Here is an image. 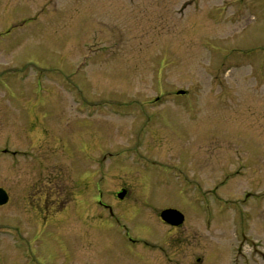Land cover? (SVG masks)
<instances>
[{"label": "rangeland", "instance_id": "obj_1", "mask_svg": "<svg viewBox=\"0 0 264 264\" xmlns=\"http://www.w3.org/2000/svg\"><path fill=\"white\" fill-rule=\"evenodd\" d=\"M263 6L0 0V264H264Z\"/></svg>", "mask_w": 264, "mask_h": 264}, {"label": "flooded vegetation", "instance_id": "obj_2", "mask_svg": "<svg viewBox=\"0 0 264 264\" xmlns=\"http://www.w3.org/2000/svg\"><path fill=\"white\" fill-rule=\"evenodd\" d=\"M263 8H264V6H263ZM260 10H263V11H260L259 13L257 11L256 14H258L259 16H261V17L264 18V9H260ZM29 21H30L29 19H22L21 23L22 24H26ZM16 28H17V25L16 26H13L12 25L10 27H7L3 31V33L0 32V39H1L2 36H8V35H11L12 36V33L11 32L14 31ZM260 30H262V31H260ZM259 34L261 35V38H260L261 42H264V28H263V26L260 27ZM11 36H9V37H11ZM43 99H47V98L46 97H43ZM35 104L36 103H33V105H35ZM43 116H44V114L41 115V118H38L37 115H34V117H30V115L28 113L26 114V117H27V119L29 121L28 126H29V130L30 131H33V132L42 131V128H40V127L43 126V123L41 122V119L43 118ZM37 137H38L37 134L33 135V138H35L36 141H38ZM122 188L123 187H120V189H122ZM120 189H118V191ZM6 192H7V195H8L7 202L4 203V204H1L0 207L6 206L7 203L12 199V195H10L7 190H6ZM28 196L29 195H23V198H26ZM123 199H125V196L121 200H123ZM81 202L82 201L79 199L78 200V203H81ZM76 204H77V202H76ZM83 205H85V204H83ZM94 205H95L94 206L95 207V210H97L99 212L98 214L93 215V219L95 221V227H96V225L98 226V227H96L97 230H101V227L100 226L102 224L101 225L100 224H97V221H102V217H103L102 216V213L103 212L104 213H107L108 215H110L111 216V219H112L111 221H113V223L115 222L114 224L117 225V226H119V231H118V236L119 237H118L117 245H122L123 247H126L124 244H125V240L127 239L128 240L127 246L129 245L128 246L129 247V250L134 255H141V252L139 251L141 248L145 251L147 249V247L149 248L150 246H152V243H150L146 239L135 238L134 236H132V235H130L128 233V231L124 228L125 227L124 224L119 219V217H121L120 216V213L118 211H114L115 210L114 207H118L117 205L112 206V205H110L108 203H104L102 201H97V204H94ZM77 206L81 207L82 204H77ZM132 207H134V206H132ZM182 224H180V225H182ZM167 226L169 227V230L170 231L175 230L176 228H179V226H170V225H167ZM108 239H111V236H109ZM174 239H177V238L175 237ZM97 243H100V242L98 241ZM97 243H96V245H97ZM113 244H114V242L110 241L109 246L116 247V245H113ZM103 246L98 247L99 248V251L98 252H101L100 253L101 255L104 254V252L102 251V247ZM25 249L23 250V255L26 257V255H25ZM149 250H150V248H149ZM105 255H108V254H105ZM109 257H111V256H109ZM25 260H26V258H25ZM104 262H106V261H100L99 264H103ZM148 263L151 264L150 260H148ZM23 264H28L27 260H26L25 263L23 262ZM89 264H93V263L91 262ZM105 264H117V263L115 261H108Z\"/></svg>", "mask_w": 264, "mask_h": 264}, {"label": "water", "instance_id": "obj_3", "mask_svg": "<svg viewBox=\"0 0 264 264\" xmlns=\"http://www.w3.org/2000/svg\"><path fill=\"white\" fill-rule=\"evenodd\" d=\"M180 92H182V91H180ZM123 194H124V191H121L118 193V196L122 197ZM6 200H7V194H6L5 190L2 187H0V204L5 203ZM159 216L163 221H165L169 224H173V225H178L183 220L182 213L180 211H178L177 209H174V208L162 209L160 211Z\"/></svg>", "mask_w": 264, "mask_h": 264}]
</instances>
